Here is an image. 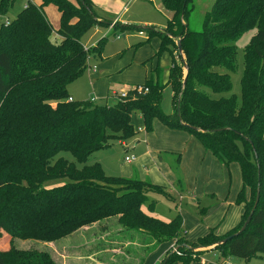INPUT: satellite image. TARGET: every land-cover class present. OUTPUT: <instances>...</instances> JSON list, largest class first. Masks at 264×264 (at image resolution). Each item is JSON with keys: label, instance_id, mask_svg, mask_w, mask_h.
I'll return each instance as SVG.
<instances>
[{"label": "trees", "instance_id": "obj_1", "mask_svg": "<svg viewBox=\"0 0 264 264\" xmlns=\"http://www.w3.org/2000/svg\"><path fill=\"white\" fill-rule=\"evenodd\" d=\"M13 1L0 0V14ZM160 1L172 18L163 32L148 29L162 41L155 56L171 47L178 51L180 41L184 57L169 70L175 110L169 115L160 107L166 85L159 71L144 82L147 93L130 91L111 107L68 101V86L86 72L89 57L102 50L86 49L84 35L112 24L99 17L92 0L28 1L15 20L0 28V239L10 237V247L0 250V264H55L47 253L20 251L13 241L53 243L110 219L143 237L147 256L175 242V251H168L160 264L197 263L204 249L247 263L264 255V0H213L201 30L191 28L195 0ZM47 7L59 14L58 43L51 39ZM253 29L244 49L239 101L230 75L238 70L234 43ZM135 114L147 134L157 120L188 132L226 166H239L242 189L236 203L244 213L235 228L222 236L210 229L189 241L180 214L170 221L152 214L156 204L149 194L174 201L165 188L148 180L108 177L98 163L87 165L112 139L127 142L136 135ZM167 154L176 158L175 183L184 189L181 155Z\"/></svg>", "mask_w": 264, "mask_h": 264}, {"label": "rangeland", "instance_id": "obj_2", "mask_svg": "<svg viewBox=\"0 0 264 264\" xmlns=\"http://www.w3.org/2000/svg\"><path fill=\"white\" fill-rule=\"evenodd\" d=\"M28 1L35 5L39 4L38 0H14L7 12L0 14V28L6 22L15 20ZM98 1L99 8L105 12L96 9L99 17L108 21L118 18V23L112 28L94 27L84 35L83 44L86 49L92 51L102 47L101 54L89 57L88 69L68 86V93L75 101H90L95 98L96 105L111 107L117 100L113 97L106 100L108 94L111 96L113 92H121L126 86L142 84L146 73L151 75L152 72L159 71L163 75H168L172 64L180 62V56L178 51L171 47L170 51L163 52L159 56L154 57L152 54L139 60L141 56L148 54L149 49H152L153 41L158 39L155 35L152 36L148 29H163L170 18L160 0H127L128 5L125 9L119 8L117 12L109 11L118 6L112 0ZM212 4L213 0H195L191 28L201 30L203 16ZM53 9L57 12L54 7H49L44 12L54 30L52 42L58 43L60 37L56 32L59 28V18L54 16L56 12ZM139 32H143L144 36L141 37ZM255 33L256 29H253L234 43L237 50L238 70L230 75L233 83L232 93L238 97L239 101L240 82L244 70V49ZM101 43H104V46ZM105 69L112 70L109 75L122 74L123 76L119 79L102 77L101 83L105 85V89L95 90L94 85L97 79L89 74H99ZM184 73L186 74L185 70ZM173 98V89L170 85H166L160 104L164 114L174 113ZM133 124L136 132L134 137L124 142L126 143L124 145L112 139L110 147L97 150L90 157L87 165L98 163L108 177L148 180L156 186L165 188L174 201H169L158 194H149V201H154L156 204V210L152 214L163 221H170L177 214H181L187 232L186 238L190 241H196L213 228L216 229L217 235H225L240 223L243 208L235 204L236 196L242 188L241 172L237 164L232 163L226 166L212 153H205L200 142L191 134L171 130L157 120L153 124V131L148 134L145 132L144 122L139 114L133 116ZM163 131L170 133L166 136L167 140L163 139L165 136ZM174 132L186 133L191 142L187 138L184 139L180 145H176L182 148L184 153L167 149V152L161 153L159 157V160L163 158L164 163L158 161L155 147L159 140L167 141L165 145L167 147L171 143L174 144L177 139L173 141L170 137ZM173 151L182 155L179 173L182 187L185 185L184 189H180L175 183L177 174L173 163L176 158L167 154ZM61 156L74 162L70 153L63 152ZM125 157L134 159L128 164L125 162ZM165 165L167 166L166 176L163 168ZM151 174L158 175L159 179L153 180ZM144 210L150 212L148 204L144 206ZM131 235L134 237L132 242ZM142 240L143 237L136 235L135 232L122 228L117 223V219H110L53 243L14 240L13 245L20 251L45 252L55 264H160L164 259L165 251L169 248V243L160 245L147 256L148 250L142 246ZM9 242L8 236L0 239V250H7L10 247ZM174 250L175 248L172 247L171 251ZM206 259L218 264H264V255L247 263L239 258L223 256L221 253L211 251L206 255Z\"/></svg>", "mask_w": 264, "mask_h": 264}, {"label": "crops", "instance_id": "obj_3", "mask_svg": "<svg viewBox=\"0 0 264 264\" xmlns=\"http://www.w3.org/2000/svg\"><path fill=\"white\" fill-rule=\"evenodd\" d=\"M39 1V4H38V2H37V4L38 5H40L41 4V2H42V0H38ZM103 1V0H102ZM113 1V3H117L118 4V6L116 7V9L113 7V10H109V11H113V12H117L118 11V9L119 8H124L125 9V7L128 5V2H127V0H112ZM92 2L94 3V5L96 6V9H99L101 12H103V13H105L103 10H102V8H99V1L98 0H92ZM47 8H49V7H47ZM47 8H45V10L47 9ZM115 9V10H114ZM53 10H55V9H53ZM165 10V9H164ZM166 11V10H165ZM55 12H56V10H55ZM166 12H168V11H166ZM169 13V15H170V18L167 20V23H166V27L165 28H163V29H155V28H151V29H153V30H155V31H157V32H163L166 28H167V25H168V21L169 20H171V18H172V15H171V13L170 12H168ZM57 19L59 18V14L56 12L55 13V15H54ZM112 21V24H111V26H110V28H112L116 23H118V18H115V19H113V20H111ZM150 32V31H149ZM152 32V31H151ZM150 32V33H151ZM141 32H139V35L141 36V37H143L144 36V33L141 35L140 34ZM155 34H152V36H154ZM158 39H157V41H153V46L151 47L152 49H149V51H148V54H144L143 56H141L142 58H140L139 60H142L144 57H146L147 55L149 56V55H152L153 54V56L155 57V53L157 52V51H159V49H160V46H161V38L156 34L155 35ZM150 43V42H149ZM135 55H137V53L135 54ZM178 55L180 56V53H179V51H178ZM179 59H181V57H179ZM110 72H112V70H109V69H105L104 71H102V72H100L99 74L98 73H90L89 75L90 76H92L93 78H95V79H97V81H96V83H95V85H94V88H95V90H102V89H105V85H103L101 82L103 81V79H101L102 77H107V78H115V79H119L120 77H122L123 75L121 74V75H115L114 76V74H111V75H109L110 74ZM150 78V74H148V73H146L145 75H144V81L142 82V84H136V85H131V86H126L122 91H128V90H130L131 88H133V87H135V86H138V85H143L144 84V82L147 80V79H149ZM162 81H163V84L164 85H168V82H169V74L168 75H163V77H162ZM95 90H94V93H96L95 92ZM115 93H119V92H113L112 94H111V96L108 94L107 95V98H106V100L108 99V98H110V97H113V98H115L116 99V97H115ZM70 98H72V97H70ZM73 99V98H72ZM74 100V99H73ZM117 100V99H116ZM90 101H92V102H94V103H96V99L95 98H93L92 100H90ZM159 128H162V127H159ZM164 132V140H167V138H166V136L168 135V134H170V133H168L167 134V132L166 131H163ZM188 135H186V133H184V132H174V133H171V135H170V137L173 139V141L174 140H176L175 142H174V144H170V146H165V145H167L166 143H167V141H162V140H159V142H158V144H157V146L155 147V149H157L156 150V152H155V155H156V157L158 158V161H160V162H163L164 163V160H163V158H162V160H159V157H160V154L161 153H163V152H167L166 150L167 149H171V150H175V151H181V152H183V149L182 148H179L178 146H176V145H180V143L184 140V139H186L187 138V140H191V139H189V137H187ZM169 142H171V141H169ZM191 142V141H190ZM122 145H124V144H126V143H124V142H120ZM191 144V143H190ZM202 149H204L203 148V146H202ZM204 151H205V149H204ZM169 152H171V151H169ZM196 152H197V149H196ZM172 153H176V152H172ZM184 153V152H183ZM205 153H207V151H205ZM209 153V152H208ZM177 154H179V153H177ZM181 155V154H180ZM125 159H126V157H125ZM181 159H182V155H181ZM126 162V161H125ZM127 163V162H126ZM130 163H132V161L130 162ZM181 163H182V161H181ZM129 164V163H128ZM169 167V166H168ZM164 168V174H165V176H166V168H167V166L165 165V167H163ZM169 169H170V167H169ZM170 171H171V169H170ZM171 173H172V171H171ZM158 175H154V176H152V174H151V177H152V179L153 180H157V179H159L158 177H157ZM172 176H173V179L175 180V176L172 174ZM155 183H157V184H161V182H156L155 181ZM241 183H242V181H241ZM242 189V188H241ZM241 189H240V191H241ZM239 191V192H240ZM239 192H238V194H239ZM238 194H237V196H238ZM237 196H236V199H235V204L237 205V203H236V200H237ZM247 196L249 197V192L247 193ZM247 197V198H248ZM242 208H243V213H244V207L242 206ZM181 215V214H180ZM243 215V214H242ZM236 227V226H235ZM234 227V228H235ZM213 229H215V228H213ZM233 229V228H232ZM231 229V230H232ZM230 230V231H231ZM186 231V230H185ZM215 231H216V229H215ZM229 232V231H228ZM227 232V233H228ZM208 233V232H207ZM206 233V234H207ZM186 236H187V232H186ZM220 236V235H219ZM188 240V239H187ZM190 241V240H189ZM175 242H169V248L165 251V254L168 252V251H170L171 249H172V247H174L175 248ZM211 251H213V250H210V249H204V254H203V258H201V260L199 261V262H197V263H192V264H218L217 262H214L213 260H207L206 259V255H208ZM213 252H216V251H213ZM217 253V252H216ZM164 254V255H165ZM205 257V258H204ZM176 264H180V263H176Z\"/></svg>", "mask_w": 264, "mask_h": 264}, {"label": "built area", "instance_id": "obj_4", "mask_svg": "<svg viewBox=\"0 0 264 264\" xmlns=\"http://www.w3.org/2000/svg\"><path fill=\"white\" fill-rule=\"evenodd\" d=\"M140 34L142 35L143 33L141 32ZM130 91H138V92L144 91L145 93H147L148 92V88L144 87L143 85H138V86H135V87L131 88L128 91H121L119 93H115V97H116L117 100L125 99ZM68 101L72 102L73 99L69 98ZM133 159H134L133 157H126L125 161L127 163H130L131 161H133Z\"/></svg>", "mask_w": 264, "mask_h": 264}, {"label": "water", "instance_id": "obj_5", "mask_svg": "<svg viewBox=\"0 0 264 264\" xmlns=\"http://www.w3.org/2000/svg\"><path fill=\"white\" fill-rule=\"evenodd\" d=\"M177 46H178V51H179V53L182 54V50H181V42H180V41L177 42ZM181 61L184 62V57L181 58ZM185 71H186V72L188 71V68H187V67H185ZM258 201H259V191H258V194H257L256 204H255V207H254V208H256ZM253 212H254V211L251 212L250 216L248 217L247 221L245 222V224H244V226L242 227V229H241V231L239 232V234L243 233V232L246 230L248 224H249L250 221H251V217H252V215H253ZM227 240H228V239H225V240L223 241V243L226 242ZM176 250H177V249H176Z\"/></svg>", "mask_w": 264, "mask_h": 264}]
</instances>
